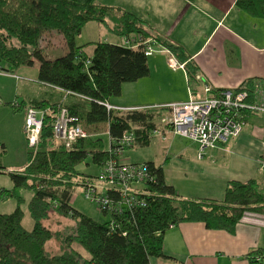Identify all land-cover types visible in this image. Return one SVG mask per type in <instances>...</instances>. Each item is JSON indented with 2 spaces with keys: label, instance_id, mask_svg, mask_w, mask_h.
<instances>
[{
  "label": "trees",
  "instance_id": "1",
  "mask_svg": "<svg viewBox=\"0 0 264 264\" xmlns=\"http://www.w3.org/2000/svg\"><path fill=\"white\" fill-rule=\"evenodd\" d=\"M236 4L264 18V0H237ZM89 22L106 24L125 41L80 45L77 36ZM146 40L155 42V47L157 43L167 47L184 63L189 82L201 79L180 44L164 40L145 19L122 7L99 0H0V70L15 73L39 61L38 82L60 88L68 99L13 104L16 108L36 107L46 114L40 141L35 151L29 152L28 163L20 171L10 172L16 186H29L34 192L28 202L34 226L27 229L23 225L26 214L21 204L13 212H0V264H151L153 256H166L165 234L177 224L201 221L207 228L233 232L244 213L264 212V175L247 181L229 180L220 200L191 199L180 196L167 182L163 167L151 161L145 163L156 181L147 186L148 206L109 215L101 222L72 205L75 188L96 175L81 173L77 166L91 157L101 168L111 157L110 146L102 143L104 131L110 139L134 132L135 147L148 146L160 125L165 126L163 131L171 130L162 119L164 114L169 117L171 108H109L110 98L121 95L123 83L149 76ZM89 45L92 52H87ZM50 48L57 50L51 53ZM246 87L252 101L253 83L249 81ZM62 107L76 115L90 134L70 149L54 141V122ZM0 147H4L1 140ZM262 157L264 163V154ZM4 172L0 164V173ZM53 213L71 218L74 227L63 234L54 231L46 223ZM54 238L59 242L57 250L48 247ZM263 256V252L253 251L246 258L251 264H262Z\"/></svg>",
  "mask_w": 264,
  "mask_h": 264
},
{
  "label": "crops",
  "instance_id": "2",
  "mask_svg": "<svg viewBox=\"0 0 264 264\" xmlns=\"http://www.w3.org/2000/svg\"><path fill=\"white\" fill-rule=\"evenodd\" d=\"M99 1L134 12L164 40L180 44L201 75V79L189 82L183 68L170 67L168 60L174 54L157 43L159 55L155 52L148 57L149 76L123 83L121 95L110 98L111 105L124 108L186 101L191 96H205L206 86H211L212 90L235 88L248 85L249 81L255 93L252 102L264 103V18L240 9L237 0ZM86 28L78 36L80 45L99 41L118 43L101 25H98L96 36L91 28ZM114 36L120 38L117 34ZM49 50L55 53L57 49ZM22 69L24 74L30 73L26 66ZM36 69L31 76L37 79L39 69ZM0 74L15 77L1 70ZM38 86L33 93L29 92L28 84L27 87L19 86L18 90L23 93L27 88L28 92L24 93L28 100L57 102L67 99L66 93L58 87L46 83ZM247 114L243 131L226 144L206 149L203 158L199 157L198 142L172 130L163 131L165 126L160 125L148 146L128 149L122 160L161 165L167 182L174 185L182 197L223 199L229 180L247 181L264 175V113ZM21 127L16 130L20 131ZM242 216L233 232L207 228L201 221L175 225L164 237L166 256H153L151 264H251L246 255L253 251L264 253V212H247Z\"/></svg>",
  "mask_w": 264,
  "mask_h": 264
},
{
  "label": "built area",
  "instance_id": "3",
  "mask_svg": "<svg viewBox=\"0 0 264 264\" xmlns=\"http://www.w3.org/2000/svg\"><path fill=\"white\" fill-rule=\"evenodd\" d=\"M146 43L147 55H153L155 51H158L155 42L146 40ZM168 63L175 70L184 69V63L179 62L174 56L169 58ZM246 86L243 84L235 88L213 91L211 86H206L205 96L202 98L191 96L186 101H172L140 108L149 106L171 108V114L169 117L162 118L163 121L174 133L197 141L199 157L203 158L206 149L215 148L240 134L247 122L248 112L264 113V103L250 101V93ZM109 108L130 109L115 105H109ZM58 112L53 129L56 144L70 149L81 138L90 136L82 123H79L78 117L69 112L66 107H62ZM25 114V133L29 146L35 148L40 141L46 113L42 109L28 106ZM135 141L134 132L128 131L119 138L110 139L111 157L84 185L86 197L96 203L100 211L107 212L109 215L129 211L133 213L148 206L147 186L156 181V176L145 162L126 163L122 160L124 153L134 146ZM263 165L264 163L262 168ZM116 196L117 199H115ZM111 225L114 227L116 224L111 221Z\"/></svg>",
  "mask_w": 264,
  "mask_h": 264
},
{
  "label": "rangeland",
  "instance_id": "4",
  "mask_svg": "<svg viewBox=\"0 0 264 264\" xmlns=\"http://www.w3.org/2000/svg\"><path fill=\"white\" fill-rule=\"evenodd\" d=\"M98 25H101L102 30L108 35H112L114 40H117L118 43L125 41V37L123 36H119L120 38L118 37L119 39H117V37H115L116 35L114 36V34L116 33L112 32L111 29H109L105 24L93 22L89 23V25L86 26L87 28H91L92 32H94L96 36ZM78 36L77 42L80 41V38ZM156 48L158 49L160 47L156 46ZM60 49L61 48L59 47V54L62 53ZM92 49V45H89L87 48V52H91ZM157 52L158 51H156V54ZM160 55H162V53ZM161 58L162 57L160 56V59ZM0 64L1 66H3V62H1V60ZM38 65L39 61H36L33 69L29 66H26V70L30 72L29 74H24L22 67H20L15 73H12V75H15L17 79L14 76L9 77L0 74V140L2 143H4V147H0V164L5 167L6 170V172L0 173V212L4 214L13 212L17 208V206L21 204V207L26 214L23 220V225H25L27 229H31L34 226V220L28 209V202L33 196L34 192H32V189L29 186H16L10 172L20 171L21 167L26 166L29 161V152L35 151V148L29 146L25 130L23 131L26 119L25 109L20 107L16 108L15 106H13V104L14 102L22 103L24 102V100H28L26 93H24L25 91L28 92V89L24 88L22 93L18 90L19 86L23 87V85H26L27 87L28 84L31 88V90H29V92L31 91V93H33L32 91H34L33 89L35 87H39L38 80L36 78H32L31 76V74L33 75L34 72H36V68H38ZM5 73L7 74L8 72ZM156 77L158 78V76ZM19 126H22L21 130L17 131L16 129ZM101 138L104 147H108L110 145V137L107 131L103 132ZM142 162L143 161H141L140 163ZM77 167L79 172H83L88 175L97 174L100 170L99 166L92 163L91 157L79 164ZM85 191L86 190L84 189V186H77L75 188V192L72 196V205L78 211L83 213L85 212L95 220L101 222L105 221L107 217H109V214H105L103 211H100L97 205L86 197ZM46 223L54 231H60L61 234L66 231H70L68 229L74 227L75 224L74 220H72L71 218L63 216L60 217L57 213H53L51 215V218L48 219ZM48 247L57 250L59 247L58 240H56L55 238L52 239V241L48 244Z\"/></svg>",
  "mask_w": 264,
  "mask_h": 264
},
{
  "label": "bare ground",
  "instance_id": "5",
  "mask_svg": "<svg viewBox=\"0 0 264 264\" xmlns=\"http://www.w3.org/2000/svg\"><path fill=\"white\" fill-rule=\"evenodd\" d=\"M155 132H157V131H155Z\"/></svg>",
  "mask_w": 264,
  "mask_h": 264
}]
</instances>
